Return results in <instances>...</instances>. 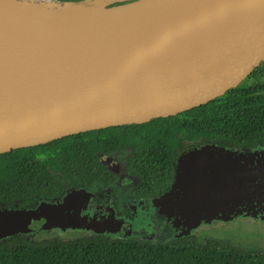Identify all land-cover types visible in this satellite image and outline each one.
<instances>
[{"label": "water", "instance_id": "obj_1", "mask_svg": "<svg viewBox=\"0 0 264 264\" xmlns=\"http://www.w3.org/2000/svg\"><path fill=\"white\" fill-rule=\"evenodd\" d=\"M13 52L9 57L20 60ZM5 59H0L1 67ZM263 64L264 0H243L222 22L165 55L141 56L71 75L65 72L56 83L5 90L0 96V154L202 107L243 84ZM236 153L214 144L185 151L176 162L169 191L152 199L151 207L168 223L185 227L187 236H195L201 223L240 215L242 210L228 208L249 202L258 186L240 163L264 154L242 152L233 158ZM93 197L91 191L78 188L32 208L0 207V241L51 230L129 238L136 223L118 217L110 204L91 207ZM246 215L256 213L246 210Z\"/></svg>", "mask_w": 264, "mask_h": 264}, {"label": "trees", "instance_id": "obj_2", "mask_svg": "<svg viewBox=\"0 0 264 264\" xmlns=\"http://www.w3.org/2000/svg\"><path fill=\"white\" fill-rule=\"evenodd\" d=\"M135 1L113 2L104 9ZM202 144L264 147V64L243 84L202 107L0 154V207L32 208L41 200H57L70 189L108 186L115 177L97 154L125 148L130 152L127 168L137 179L134 189L144 196L157 194L172 182L176 151ZM32 234L1 240L0 264H264V247L258 244L242 247L191 237L145 241L93 233L64 241L29 240Z\"/></svg>", "mask_w": 264, "mask_h": 264}, {"label": "bare ground", "instance_id": "obj_3", "mask_svg": "<svg viewBox=\"0 0 264 264\" xmlns=\"http://www.w3.org/2000/svg\"><path fill=\"white\" fill-rule=\"evenodd\" d=\"M242 1L139 0L111 10L103 9L104 1H86L101 13L86 3L0 0V59L7 56L0 96L20 85L56 83L65 72L165 55L222 22Z\"/></svg>", "mask_w": 264, "mask_h": 264}, {"label": "flooded vegetation", "instance_id": "obj_4", "mask_svg": "<svg viewBox=\"0 0 264 264\" xmlns=\"http://www.w3.org/2000/svg\"><path fill=\"white\" fill-rule=\"evenodd\" d=\"M219 147L231 152H237L233 156V158H240V153L242 152L247 154H253L254 152L264 154V147ZM193 148L196 147H185L176 151L177 153L174 159L175 167L172 182L166 189L158 191L157 194H153L150 196H144V192H138L134 189L137 179L131 175L127 168L128 157L130 156L128 148L113 152L117 154L125 153L121 161L112 159L111 155L113 153L97 154L98 161L114 175L115 179L108 186L95 185L90 189L85 188L86 190L91 191L94 196L91 207H105L106 205L110 204L118 217L124 218L125 220H127V222H135L136 230L132 232L130 237L142 239L145 241H157V238L159 237L164 241H166L167 239L181 237L198 238L199 228L202 223L198 226V231L195 236L183 235V233L186 231L185 227L177 223H168L163 216L159 215L157 211L151 207V200L169 191L170 186L173 184L176 162L179 156L185 151ZM240 164L245 165L246 175L252 177L254 179V183L258 184V186L254 190L255 193L253 194V196L250 197L249 202L243 201L244 205H237L235 207L230 206L228 209H232V211L234 212L237 210H242V213L236 216H244L248 218L264 220V155H259V158H256L253 161L249 162H245L244 160H242ZM246 210H249V212L251 213H256V215L252 217L247 216ZM236 216L231 215V219Z\"/></svg>", "mask_w": 264, "mask_h": 264}, {"label": "rangeland", "instance_id": "obj_5", "mask_svg": "<svg viewBox=\"0 0 264 264\" xmlns=\"http://www.w3.org/2000/svg\"><path fill=\"white\" fill-rule=\"evenodd\" d=\"M79 3H86L88 5H92L87 2H79ZM109 1H104L103 9ZM134 3V2H132ZM99 9V12L105 13L99 6L92 5ZM119 155V156H118ZM125 153H113L111 155L112 159L121 161ZM53 178L59 181L66 187L65 182L56 177L55 175ZM90 232L82 231V230H66L62 234H56L54 231H47V232H36L32 235L28 236L29 240H69L74 239L77 237H87L90 236ZM157 241H164L160 237L157 238ZM198 239L202 241L208 240H225L231 244L237 246H248L251 244H258L264 247V220L262 219H255V218H248L244 216H236L227 221H212L209 223H202L199 228V235ZM156 241V240H155Z\"/></svg>", "mask_w": 264, "mask_h": 264}]
</instances>
